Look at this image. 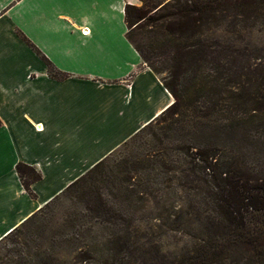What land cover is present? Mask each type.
Segmentation results:
<instances>
[{
	"label": "trees",
	"instance_id": "trees-1",
	"mask_svg": "<svg viewBox=\"0 0 264 264\" xmlns=\"http://www.w3.org/2000/svg\"><path fill=\"white\" fill-rule=\"evenodd\" d=\"M126 21L128 39L153 72L151 56L160 50L171 55L162 83L173 104L1 239L0 245L11 242L28 250L27 257L12 264H149L150 250L158 253L163 248L158 239L188 234L194 239L193 248L178 264H228L225 249L240 245L252 247L261 259L264 175L235 158L221 161L217 150L197 147L183 133L187 124L194 127L208 116L200 104L212 103L208 110L217 113L224 94L235 104L236 118L248 112L251 116L233 119L228 128L255 126V118L264 115V67L257 69L249 88L230 90L232 73L218 62L217 51L204 39L213 27L233 32L262 28L264 0H174L172 5L146 10L128 5ZM144 23L164 26L166 31L163 44L152 45L150 54L130 36L131 28ZM23 39L38 51L28 38ZM42 58L50 77L66 78ZM245 104L256 107L248 105L246 111ZM17 170L26 191L35 197L32 185L42 179L41 174L25 164H18ZM71 197L81 209L52 231L55 208ZM151 204L153 211L148 210ZM139 212L144 214L136 217ZM48 233V246L42 251L41 240ZM61 253L65 256L56 258Z\"/></svg>",
	"mask_w": 264,
	"mask_h": 264
},
{
	"label": "crops",
	"instance_id": "crops-1",
	"mask_svg": "<svg viewBox=\"0 0 264 264\" xmlns=\"http://www.w3.org/2000/svg\"><path fill=\"white\" fill-rule=\"evenodd\" d=\"M128 5L0 0V240L173 104L128 39ZM18 164L41 174L35 197Z\"/></svg>",
	"mask_w": 264,
	"mask_h": 264
},
{
	"label": "rangeland",
	"instance_id": "rangeland-1",
	"mask_svg": "<svg viewBox=\"0 0 264 264\" xmlns=\"http://www.w3.org/2000/svg\"><path fill=\"white\" fill-rule=\"evenodd\" d=\"M180 1L190 3L197 0ZM168 3L172 5L174 0H138L136 7L146 10L147 7L153 9ZM130 32L133 43L141 47L147 54H150L148 50L152 45L159 48L163 44L166 34L164 26L145 25V23L131 28ZM204 39L213 46L214 51H217L215 57L218 62L232 73L233 77L228 89L234 90L235 86L249 88L248 84L257 78V69L264 67V26L260 29L240 30L238 32L230 31L225 27H213L206 33ZM149 61L156 70L154 73L163 81L168 76L171 67V55L169 56L165 51L160 50L156 55L151 56ZM223 98L218 102L220 107L217 113L208 110L209 104L212 103L205 101V103L200 104L201 109L203 112H207L208 116L200 118L198 125L195 124L194 127L187 124L186 131L183 133V135L186 134L185 139L191 138V142H194L197 147L217 150L221 161L229 162L235 158L247 169L256 174L264 175V126H262L264 123H261L264 120V115L261 114L259 118H255V126L228 128L233 119H248L251 116L248 112V114L241 115L242 118H236L239 116L234 111L235 104L228 100V94H224ZM248 105H244L246 111ZM255 107V104H250L248 108L255 109ZM81 207L82 205L77 199L65 198L54 210L55 219L51 224V230L56 231L70 213L76 212ZM152 207L151 204L148 210L153 211ZM143 214L144 212H139L136 217H141ZM51 233L46 234L41 240L42 251L48 246L45 238L49 237ZM159 240L163 248L158 253L150 250L149 264H178L177 261L182 260L181 256L188 254L189 249L193 248L194 242L193 237L188 234L176 236L170 234ZM13 249L20 250L19 254L21 255L12 252ZM32 252L36 253L37 250L33 249ZM224 252L230 258L226 262L228 264H264V257L260 259L250 246L228 247ZM262 253L264 255V247ZM61 254L57 255L56 258L61 259L65 256V254ZM21 256H28V250L24 246L16 247L11 242L0 245V264H12ZM29 257L34 258L32 254Z\"/></svg>",
	"mask_w": 264,
	"mask_h": 264
}]
</instances>
